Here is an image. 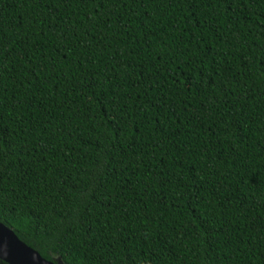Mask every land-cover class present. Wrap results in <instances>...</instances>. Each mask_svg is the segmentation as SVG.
<instances>
[{"label":"trees","instance_id":"16d2710c","mask_svg":"<svg viewBox=\"0 0 264 264\" xmlns=\"http://www.w3.org/2000/svg\"><path fill=\"white\" fill-rule=\"evenodd\" d=\"M0 222L62 264H264V0H0Z\"/></svg>","mask_w":264,"mask_h":264},{"label":"water","instance_id":"95a60500","mask_svg":"<svg viewBox=\"0 0 264 264\" xmlns=\"http://www.w3.org/2000/svg\"><path fill=\"white\" fill-rule=\"evenodd\" d=\"M0 261L5 264H54L19 240L12 229L1 222Z\"/></svg>","mask_w":264,"mask_h":264},{"label":"clouds","instance_id":"9594fccd","mask_svg":"<svg viewBox=\"0 0 264 264\" xmlns=\"http://www.w3.org/2000/svg\"><path fill=\"white\" fill-rule=\"evenodd\" d=\"M47 260V259H46ZM52 260H54V258L52 259ZM49 261H51V260H49ZM55 262H53V261H51V262H53L54 264H60L58 261H60L61 262V260L58 258V260H54ZM62 263V262H61Z\"/></svg>","mask_w":264,"mask_h":264},{"label":"rangeland","instance_id":"374dc122","mask_svg":"<svg viewBox=\"0 0 264 264\" xmlns=\"http://www.w3.org/2000/svg\"><path fill=\"white\" fill-rule=\"evenodd\" d=\"M54 260H58V258H54ZM60 264H62L60 261H58Z\"/></svg>","mask_w":264,"mask_h":264}]
</instances>
